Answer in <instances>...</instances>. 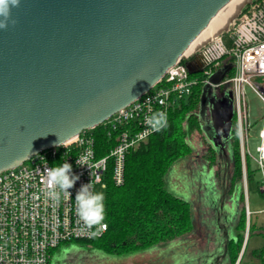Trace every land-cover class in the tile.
Returning <instances> with one entry per match:
<instances>
[{"label": "water", "instance_id": "obj_1", "mask_svg": "<svg viewBox=\"0 0 264 264\" xmlns=\"http://www.w3.org/2000/svg\"><path fill=\"white\" fill-rule=\"evenodd\" d=\"M230 1L20 0L17 23L0 29V173L144 95ZM229 71L203 87L199 116L213 145L234 115L213 95Z\"/></svg>", "mask_w": 264, "mask_h": 264}, {"label": "built area", "instance_id": "obj_2", "mask_svg": "<svg viewBox=\"0 0 264 264\" xmlns=\"http://www.w3.org/2000/svg\"><path fill=\"white\" fill-rule=\"evenodd\" d=\"M189 64L196 73H190ZM222 67L234 72L218 87L229 85L232 92L246 179L250 116L245 87L252 89L264 104V0H250L225 31L194 52L184 54L154 87L97 126L107 134L108 146L98 145L95 127L2 171L0 264H51L52 252L61 245L102 236L105 231L92 235L99 226L88 228L79 221L77 190L87 183H91L94 192L99 184L106 188L109 172L115 184L122 185L128 155L157 132L146 118L164 112L168 120L170 111L182 98L191 95L198 84L208 83ZM258 137V157L254 161L264 176V116ZM78 158H84V166L77 165ZM64 162L72 165L73 174L80 179L69 189L71 198L61 195L56 203L46 195L44 170ZM261 190L264 192V179ZM241 258L235 264H242ZM259 264H264V253Z\"/></svg>", "mask_w": 264, "mask_h": 264}, {"label": "trees", "instance_id": "obj_3", "mask_svg": "<svg viewBox=\"0 0 264 264\" xmlns=\"http://www.w3.org/2000/svg\"><path fill=\"white\" fill-rule=\"evenodd\" d=\"M233 75L232 70L228 77ZM203 87L202 83L194 87L192 94L182 98L170 111L167 127L155 132L145 145L128 155L125 182L122 185H116L111 172L108 173L103 221L107 224V230L103 235L92 240L61 245L52 252L51 264L55 263L57 254L73 247H91L107 255L125 256L158 249L175 239L188 237L195 231L194 206L184 197L185 195L180 194H186L183 189H176V186L171 185L170 178L176 169L195 153V147L190 139L195 134L202 133L199 110ZM230 128L228 145L232 153L227 162L231 170L226 175V185L218 196L220 203L223 204L227 195L244 201L243 161L236 114L233 115ZM101 129L97 127L95 131L98 145L108 146V136ZM105 153L106 151L103 152ZM205 157L212 167L217 161V151L208 147ZM246 167L248 177H252L253 173L259 170L252 169L248 157ZM182 176L181 180L184 178ZM206 176L212 180L210 173ZM208 180L206 177L204 182L207 184ZM194 181L201 182L198 186L201 189L199 193L193 190L196 195H193L194 198L191 195V198L195 199L199 194L200 199H204L205 195L210 193L209 190L217 196L213 181L210 182L213 188L202 187L204 182L202 183L199 177L194 178ZM194 184L193 186L188 184L187 187L190 189H186L187 196H190L189 191L193 189ZM214 202L216 203V200ZM236 202L232 201V206ZM197 203L200 206L199 211H206V205L201 201ZM246 215L244 208L237 212L235 228L238 232L246 227ZM251 232L252 226L250 235ZM260 234L264 238V229ZM236 238L231 239L228 246L230 264L236 263L242 249L243 236L238 234Z\"/></svg>", "mask_w": 264, "mask_h": 264}, {"label": "rangeland", "instance_id": "obj_4", "mask_svg": "<svg viewBox=\"0 0 264 264\" xmlns=\"http://www.w3.org/2000/svg\"><path fill=\"white\" fill-rule=\"evenodd\" d=\"M223 70L224 67L219 68L218 71L223 72ZM213 95H215L218 100L230 99L232 101V111L235 113V103L229 85L216 88ZM245 100L250 116L248 122L250 124L248 129L250 128V130L247 147L249 156L247 155V157L249 158L252 169H257L254 159L258 157L257 146L260 143L258 136L263 126L264 104L248 86L245 87ZM230 130L231 128L228 130L227 137H224L223 134L220 133L218 145L210 143L204 132L195 134L190 139L191 144L195 147L194 155L189 160L183 162L170 178L171 185L174 187L176 186V189H183L184 192H187L186 189H190L187 187L188 184L193 186V183H195L193 189L190 191L193 197L195 194L194 192L197 191V193H199L201 189L198 187L201 182L194 181V178L196 179V177H199L200 181L203 183L207 177L209 182L206 184L205 181L202 187L208 186L213 188L210 184V182L213 181L217 194V196H215L214 193L209 190L210 193L205 195L204 199H200L199 194L193 199L194 197L191 198V196L180 193L182 196L185 195L184 197L192 202L196 220L195 231L190 235V239L187 241L183 242L181 240L179 243V247L181 248L175 250V248H178V239L155 250L144 253H131L125 256L107 255L91 247H73L72 249L64 250L59 255L57 254L54 264H202L204 260L201 257L203 255V258H206L205 260H211V254L220 248V242L218 241L220 235L219 231L216 230L218 216L221 222L224 216L227 217V229L230 240H236L238 234L243 236L240 253V256H242V264H259L262 254L264 253V238L260 234L263 231L261 228L264 226V194L261 190V184L264 179L263 174L258 170L253 173L252 177H248L247 174L245 179L243 165L244 201H238L236 198H230L229 195H227L223 204L222 202L220 203V197H218L222 193V188L226 185V175L231 170V166L227 162L232 153L228 145L230 142ZM208 147L214 148L217 151V161L212 167L209 166V161L205 157L208 152ZM209 173L211 174L212 180L206 176V174ZM181 174H183V176ZM181 176L184 177L183 180L180 179ZM182 182L184 184H182ZM207 190L208 188L206 191ZM96 192H101L105 196V186L99 184L96 187ZM197 200L207 206L206 211H199L200 206ZM214 200H216V203ZM234 200L237 202L235 204L233 203L232 206V201ZM243 208L246 209V214L248 210L251 213L250 215H246V227L244 230L238 232L235 228L237 212ZM207 209L209 211H207ZM250 226H252L251 235ZM184 247L194 249L192 257L188 258L189 253L186 252ZM220 264H230V260L226 258L225 260H221Z\"/></svg>", "mask_w": 264, "mask_h": 264}, {"label": "clouds", "instance_id": "obj_5", "mask_svg": "<svg viewBox=\"0 0 264 264\" xmlns=\"http://www.w3.org/2000/svg\"><path fill=\"white\" fill-rule=\"evenodd\" d=\"M20 0H0V29H7L9 22L14 26L17 21L12 19V9L18 8ZM146 122L155 130L160 131L167 127V117L164 112H158L146 118ZM84 158H78L77 165L84 166ZM80 179L73 174L72 165L64 162L60 166L46 168L44 170V181L46 184V195L54 202L58 203L61 195L71 198L69 189L73 188ZM105 196L101 192H94L91 183L83 184L77 190L75 196L76 214L79 221L92 228L99 226L92 235L99 236L107 230V225L103 223L105 219Z\"/></svg>", "mask_w": 264, "mask_h": 264}, {"label": "bare ground", "instance_id": "obj_6", "mask_svg": "<svg viewBox=\"0 0 264 264\" xmlns=\"http://www.w3.org/2000/svg\"><path fill=\"white\" fill-rule=\"evenodd\" d=\"M250 2V0H232L230 1L210 22L207 28L191 43L185 55H188L207 42L222 33L229 27L234 18L240 13L241 9ZM221 32V33H220Z\"/></svg>", "mask_w": 264, "mask_h": 264}, {"label": "flooded vegetation", "instance_id": "obj_7", "mask_svg": "<svg viewBox=\"0 0 264 264\" xmlns=\"http://www.w3.org/2000/svg\"><path fill=\"white\" fill-rule=\"evenodd\" d=\"M225 220V216L223 217ZM218 225H216L218 228L216 229L219 231L220 238H218V241L220 242V248L219 250L217 249L216 255L214 258H211V260H205L203 261L202 264H220L221 260H225L226 258L228 259V246L230 242V238H223L222 231L224 232L223 225L221 224V219L218 216ZM206 261V262H205Z\"/></svg>", "mask_w": 264, "mask_h": 264}, {"label": "crops", "instance_id": "obj_8", "mask_svg": "<svg viewBox=\"0 0 264 264\" xmlns=\"http://www.w3.org/2000/svg\"><path fill=\"white\" fill-rule=\"evenodd\" d=\"M186 194H187V192H186ZM189 195L191 196V193H190V191H189ZM201 212V211H200ZM223 221H225V222H223ZM223 221L221 222V224L223 225V229H224V233H225V235L223 236V238H227L228 236H229V232H228V229H227V221H228V219H227V217H225V220L223 219ZM218 228V227H217ZM216 228V229H217ZM261 228V227H260ZM264 229V226H262V228H261V230H263ZM229 238H230V236H229ZM188 239H190V236H188L187 238H179L178 239V248H175V250L176 249H179V248H181V247H179L180 246V242H181V240L183 241V242H185V241H187ZM190 244V243H189ZM185 249H186V252L187 253H189V255H188V258H190V257H192L193 256V254H192V252L194 251V249L193 248H191V249H189V248H186V247H184ZM213 252V251H212ZM216 253V252H215ZM214 252L211 254V256H212V258H214V256L216 255ZM204 256V255H203ZM203 256L201 257L203 260H204V258H203ZM206 259V258H205Z\"/></svg>", "mask_w": 264, "mask_h": 264}]
</instances>
